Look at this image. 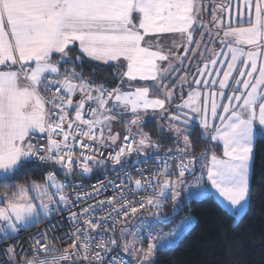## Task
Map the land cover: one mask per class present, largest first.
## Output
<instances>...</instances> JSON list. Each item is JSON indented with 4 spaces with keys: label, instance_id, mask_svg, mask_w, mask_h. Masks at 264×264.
Wrapping results in <instances>:
<instances>
[{
    "label": "snow or ice",
    "instance_id": "1",
    "mask_svg": "<svg viewBox=\"0 0 264 264\" xmlns=\"http://www.w3.org/2000/svg\"><path fill=\"white\" fill-rule=\"evenodd\" d=\"M203 11L204 0H0V175L9 178L29 158L53 163L66 175L74 167L81 174H90L94 167L106 168L108 161L124 171L131 155L136 154L135 163H139L140 154L146 150L159 153L162 147L141 127L149 113L167 115L168 128L176 134L177 142L183 143L182 147L177 143L175 155L169 148L156 156L158 170L152 176L133 180L125 172L128 181L135 184L129 192L144 190L140 200L127 198L123 179L118 185L108 181L119 195L98 202L101 209L105 203L111 208L107 216L93 221L89 216L94 211L91 205L79 213L71 212L69 219L79 223V216L84 227L68 237L71 243L63 251L49 237L53 229L38 230L28 238L33 255L16 264H127L120 253L131 256L133 264H153L158 248L177 233L155 232L143 221L129 229V217L138 219L147 209L153 210L149 215L159 217L169 198L175 207L182 195L201 197L205 194V171L207 182L226 202L234 222L235 217L247 214L254 145L258 136L264 138V0H235L234 9L232 0L227 7L213 4L210 22L200 19ZM197 25L205 30L200 40L194 36ZM221 31L219 50L208 48L210 57H204L199 47L205 43L203 36L207 34L214 42ZM160 34L179 35L185 41L183 53L166 52ZM153 39L157 50H153ZM192 43L197 47L191 48ZM77 44L81 55L74 56ZM172 47L180 45L173 42ZM198 51L203 63L198 64L190 81L183 61L194 59L186 53ZM53 54L58 59L53 60ZM84 56L105 64L126 65L122 82L124 78L129 82L152 81L153 89L122 91L117 86L108 90L103 84H93L75 69ZM161 62H168L167 66ZM61 63L72 67L61 69ZM182 69L185 75H180ZM178 75L177 84L181 88L187 84L189 91L172 112L168 106L176 85L168 88L165 84L163 89L159 85L167 77ZM153 90L162 96L153 95ZM77 93L79 101L74 100ZM192 119L199 122L203 139L223 144V158L211 148L191 155ZM117 121H123L126 134L114 149L121 140L119 133L111 130ZM36 134H41L40 139L46 136V143H31ZM93 144L114 150L100 159L103 153ZM187 176L193 180L186 183ZM67 186L52 172L42 184L33 181L31 185L11 186L14 190L5 191L0 198V241H8L22 229L50 218L61 206L74 204L64 192ZM103 187L101 183L93 191L98 194ZM150 191L155 194H148ZM91 195L77 194L76 200ZM108 219L112 224L102 227ZM117 223L124 225L118 236ZM180 227L182 230L184 225ZM109 231L112 235L107 234ZM57 239L63 242L64 238ZM94 242L95 251L91 247ZM19 246L7 247L9 260L15 261Z\"/></svg>",
    "mask_w": 264,
    "mask_h": 264
},
{
    "label": "trees",
    "instance_id": "2",
    "mask_svg": "<svg viewBox=\"0 0 264 264\" xmlns=\"http://www.w3.org/2000/svg\"><path fill=\"white\" fill-rule=\"evenodd\" d=\"M75 55H81L77 46L74 50ZM54 59H58L57 54H54ZM59 67L63 69L72 66L61 63ZM75 69L81 72L86 80L97 85L103 84L108 90L122 83L121 74L124 67L114 62L99 63L84 56L82 61L76 63ZM170 80L168 87L174 85V79ZM133 84L153 89L154 82L138 81ZM186 87L188 85L181 88L182 95L174 94L168 106L169 111H175V105L182 100L187 91ZM174 91L178 89L175 88ZM152 94L162 95L155 90ZM166 116L159 118L158 114L154 115L142 124V128L153 140L162 145L161 150L167 148L175 150L177 143L182 147L181 143L177 142L176 135L172 130L160 128L159 125V120L165 124L163 118ZM190 140L193 142L191 154H198L207 148H211L216 154L220 153L221 146L203 139L201 128L196 124L191 126ZM95 168V171L83 181L92 180L100 173L110 171L109 165L106 168ZM51 169L55 170L52 164L24 160L9 178L0 177V194L13 191L14 188L11 186L15 185H29L33 181L42 184ZM179 201L178 210L172 216L170 213L174 207L171 200L159 217L148 215L164 227L172 225L183 215L189 214L193 217L192 226L175 244L156 251L153 264H264V138L258 136L254 145L247 214L235 217L234 222L228 208L215 199L213 194L192 200L188 205H184L181 199ZM120 228L121 226L116 229L117 236ZM144 246L146 247L145 243Z\"/></svg>",
    "mask_w": 264,
    "mask_h": 264
},
{
    "label": "built area",
    "instance_id": "3",
    "mask_svg": "<svg viewBox=\"0 0 264 264\" xmlns=\"http://www.w3.org/2000/svg\"><path fill=\"white\" fill-rule=\"evenodd\" d=\"M86 108H87V106H86ZM86 118H87V115H86ZM40 135L41 134H36L31 139L30 142L33 144L46 143V136H45V139H40ZM58 139H59V137H58ZM85 142H87V141H85ZM121 143H123L122 138L114 146V149H118ZM93 147L98 148L100 150V152L103 153L102 156H99L100 159H106L109 151L114 150L113 148H105L104 146L99 145V144H93ZM168 149L169 148H167L165 150L160 149L159 153H156L152 150L146 151L144 154L139 155V163H135L138 159V156L137 155H135V156L131 155L130 157H128L127 164L124 167V171H121L120 166H114L113 168H110L109 172H107V173L102 172V173H100V175H98L97 177H95L92 180L90 179V180L83 181L84 178L88 177L89 175H91L95 171V169H96L95 167L90 174H81V170L74 167V170L70 175L60 177L57 180L58 182H67L68 186L65 187L64 192L66 194H68L69 198L72 201H74V204L69 205L67 208L61 206V210L54 213L53 215H51L50 218L42 220L39 224H33L31 227H29L27 229H22L18 233V235L13 236L8 241H0V264H16V262H18L21 258H30L33 255V253L30 251L31 244H30L28 238H29V236L34 237L38 230L39 231H48L49 228L53 229L51 232H49V237L53 240V243H55L56 247L59 248L60 251H63L68 246V244L71 243V240H69L68 237L70 235H72L76 231L77 228L82 229L84 227L83 219L79 218V216H78L79 223L74 224L69 219L71 212L79 213L81 208H85V207H88L91 205L94 207V211H92L89 214V216L93 219V221L98 220L101 217H105L109 214V212H111V208L107 205V203H105V205L103 206L102 209L98 205L99 201L103 200L106 202L107 198L109 196H114V195L118 196L119 195L118 192L114 191V185L107 183L108 181H113L114 184L118 185V184H120V181L123 179L125 182L124 191L126 193H128L127 198L129 200H135V201L140 200V198L143 195H145L144 190L139 189V190L129 192V189H135V184L130 183L128 181L127 176L125 175V172L130 173L131 176L133 177V180H135L136 178L142 179L143 177L152 176V174L158 170L157 165L159 162L156 160V156L157 155L162 156L163 153ZM79 152H80V148L77 146L76 154L79 155ZM172 152H173V155H175V150L172 149ZM91 154L97 155V153H91ZM198 154H191V155L195 156ZM209 155H211V152L209 153ZM26 160H32L35 162H39L38 160L31 159V158L26 159ZM145 160L147 161V163H145ZM39 163H41V162H39ZM108 163L111 164V161H108ZM48 164H52V163H48ZM173 167H174V165H173ZM137 169H142L143 171L138 172ZM51 171H49V172H51ZM62 171H63V169H62ZM196 175L197 176L200 175V169H199L198 165L196 168ZM191 180H193V177L187 176L185 182L187 183L188 181H191ZM204 181H205V194L199 198H196V199H189L186 196L182 195L180 199L184 205H188L192 200H197V199H200L204 196L213 194V189L211 188L210 182H207L206 171L204 174ZM101 183L104 184V187L101 188L99 193L97 194L96 192L93 191V189L99 188ZM86 193H92V195L90 197H88L87 199H81L79 201L76 200L77 194H81L83 196V194H86ZM148 194L154 195L155 193L150 191ZM0 198H2V194H0ZM170 200L171 199L169 198L165 201L162 211L167 207L168 201H170ZM2 204H3V201H2V199H0V206H2ZM151 211H153V210H151V209L144 210V212L139 214L138 219H134L132 217H129V222L127 223L126 226H127V228L132 229L136 225L141 224V221H143L144 223L153 226L155 229V232H160L161 234L170 233V232L175 231L177 233L175 238L173 240L169 241L165 246L158 248V250L167 248V247L175 244L177 242L178 238L181 237L187 230H189V228L193 224V217L189 214H186V215H183L182 217H180L172 225H170L168 227H164V226L160 225L156 220H154L148 216ZM85 218H87V217H85ZM186 218H187V222H186ZM111 224H112V220L108 219L105 221V223L102 227H108ZM182 224L184 225V227L181 230L180 226ZM119 226L123 227L124 225L117 223L116 229ZM116 229H115V232H116ZM155 232H154V235H155ZM90 234L93 235L94 237H97V239H98V234L96 232H92ZM107 234L112 235V232L109 231ZM59 237L64 238L63 242H61V240L57 239ZM17 243L20 245L16 249L17 252L19 253V255L15 258V261L9 260L8 256L5 255L6 249L10 244H17ZM144 243L147 245L146 239H145ZM91 247H92V250L95 251L96 247H97L96 243L94 242ZM117 252H119L118 249H117ZM113 254H116V253H113ZM120 254L123 256V259L125 261H127V264H133V260L131 257L125 255L124 253H120Z\"/></svg>",
    "mask_w": 264,
    "mask_h": 264
},
{
    "label": "crops",
    "instance_id": "4",
    "mask_svg": "<svg viewBox=\"0 0 264 264\" xmlns=\"http://www.w3.org/2000/svg\"><path fill=\"white\" fill-rule=\"evenodd\" d=\"M204 3L206 5V11H203L201 13L200 19L203 20L204 16H207L208 18L205 17V21L210 22L211 19H212L211 12H212V6H213V4H216V5L224 4L225 7H227L228 0H204ZM232 4H233V9H234V7H235V0H232ZM227 19H228L227 12H225V14H224V20H225V22H227ZM197 28H198V25H197ZM203 30L204 29H199L198 28V30H196L194 32V36H195V38L197 40H200L201 39V35H199V32L201 34V32ZM222 36H223V33L221 31L219 33V36H217L215 38L214 42L213 41H209V39H207V41H206L205 35L203 36L202 39H203V41L205 43H202L199 47H200L201 51H203L204 57H210V53L207 51L208 48L215 47V48H217V50H219V48H220L219 40H220V38H222ZM159 39H160V44L163 46V48H164V50L166 52L169 51V50H171L173 52H176L177 54L183 53V51H184L183 44L185 43V41H182L179 35H177V34H160V38ZM173 42H175V44H177V45H180V47H178V48L172 47ZM152 44H153V50H157L156 47H155V45H156V40L155 39H153ZM76 46L78 47V44ZM190 47L191 48H196L197 47V44L196 43H192L190 45ZM78 49H79V47H78ZM185 55L187 57L194 58V59H191V60L190 59H184V61H183V64H184V66L186 68V72L188 74L189 80L191 81V74L196 72L198 64H202L203 63V60H201L200 51H198V52H188ZM52 58H53V60H56V59H54V54H53V57ZM96 62L103 63L101 61H96ZM114 63H117V62H114ZM167 63L168 62H161L162 66H167ZM176 64H177V67H180L179 61H177ZM123 67H124V70H126V65H124ZM209 67H211V65H209ZM217 67H220V65H217ZM190 68H192V69H190ZM180 75H185V69H182L181 70ZM170 79L179 80V75L176 76V77H172V76L167 77V79L165 81H162L161 82V84L159 85V87H162V84L163 85L168 84L167 81L170 80ZM136 81H139V80H136ZM133 82L134 81L129 82V81H127V78H124L123 79V82L120 84V87H121L122 91L135 90V88H137V87H146V86H137V85H134ZM177 86H179V85H177ZM185 86H187V84H185L184 87ZM194 86L195 85L193 84V87ZM172 87H173V85H172ZM186 89H187V91L184 93L185 95H184L183 98H186L187 97V93L189 91V86L186 87ZM229 91H231V89H229ZM44 94L45 95H50L49 93H44ZM80 98H81V96H80L79 93H77L74 96V100L75 101H79ZM181 101L179 103H181ZM89 104L91 106H93V107L95 106L94 104H91V102H89ZM109 106L111 107V103H109ZM149 115H150V113L147 114V115H145V116L149 117ZM113 124L114 125H113V128H112V132L114 134L115 133H119L120 137L122 138L123 135L126 134L125 131H124V124L122 122L120 123V121L113 122ZM194 124H196V125H198L200 127L199 122L197 120H195V119H192L191 120V126L194 125ZM216 143H218L221 146V149H223V144L221 142L216 141ZM146 151H150V150H146ZM220 154H221V150H220V153L218 154V156H220ZM52 165L55 168V170H52L51 169L52 171L51 170H49V171H51L55 175L56 180H58V178H60V177L67 176L64 173V171H62V169L59 166H57V165H55L53 163H52ZM47 174H46V176H47ZM1 176H3V175H0V177ZM214 192L216 194V196L214 195V198L217 199V200H219L222 203V201L219 199V194L216 193L215 189H214Z\"/></svg>",
    "mask_w": 264,
    "mask_h": 264
},
{
    "label": "rangeland",
    "instance_id": "5",
    "mask_svg": "<svg viewBox=\"0 0 264 264\" xmlns=\"http://www.w3.org/2000/svg\"><path fill=\"white\" fill-rule=\"evenodd\" d=\"M205 17L206 18H208L207 16H204V18H203V21H205ZM203 31H205V30H203ZM199 35H201L200 34V32H199ZM205 39H206V41H207V39H209V37H208V35L207 34H205ZM210 41V40H209ZM170 81L171 80H168L167 82L168 83H170ZM177 81L178 80H174L173 81V83H174V85H176V88L178 89V91H174V94L175 93H179V95H182V92H183V90L181 89V87H179V86H177L178 84H177ZM134 82H138V81H134ZM168 87V86H167ZM161 89H163L164 88V85L162 84V87H160ZM169 88H172V86H170ZM45 95V94H44ZM46 96H48V95H46ZM170 108V107H169ZM159 116V115H158ZM152 117H154V115L153 114H151L150 113V115H149V117H147V116H144V122L145 121H147L148 119H150V118H152ZM161 116H159V118H160ZM131 117H130V115L128 116V119H130ZM158 118V119H159ZM164 120H165V124H163V123H161V120H159V125H163V127H165L167 130H170L169 128H168V124H169V121H168V118H167V116L166 117H164L163 118ZM123 123V121H120V123ZM143 122V123H144ZM119 123V122H118ZM142 123V124H143ZM124 124V123H123ZM113 123H112V128H113ZM141 127H142V125H141ZM161 128V127H160ZM143 129V128H142ZM112 130V129H111ZM133 131H136V129L134 128L133 129ZM143 131H145L144 129H143ZM146 132V131H145ZM174 133V132H173ZM201 133H202V129H201ZM97 134H99V130H97ZM105 134L107 135V130L105 131ZM175 134V133H174ZM176 135V134H175ZM180 143H181V145L183 146V143H182V140L181 141H179ZM214 144H216V142H213ZM221 150V154H220V156L219 157H221V158H223V149H220ZM218 155V154H217ZM108 165H109V167L110 168H113L114 166H112V164H110V163H108ZM251 166H252V163H251ZM98 168H103V167H98ZM12 174H10V176H11ZM250 175H251V169H250ZM2 177V176H1ZM29 185H31V184H29ZM49 191L50 192H52V191H54V189H52L51 187H49ZM217 193V192H216ZM31 195H33V196H35V193H31ZM213 195H215L216 196V194H215V192H214V189H213ZM219 199L222 201V203L228 208V206H227V204H226V202L225 201H223V198H221L220 196H219ZM219 201V200H218ZM38 202V201H37ZM177 204L178 205H180V201L178 200V202H177ZM176 204V206L172 209V211H171V213H170V216H172L173 214H174V212H176L177 210H178V205ZM228 210H229V208H228Z\"/></svg>",
    "mask_w": 264,
    "mask_h": 264
}]
</instances>
